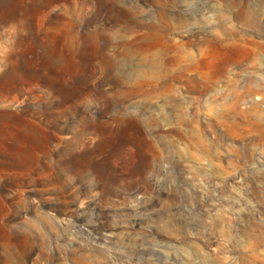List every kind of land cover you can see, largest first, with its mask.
Segmentation results:
<instances>
[{
  "label": "rangeland",
  "instance_id": "1",
  "mask_svg": "<svg viewBox=\"0 0 264 264\" xmlns=\"http://www.w3.org/2000/svg\"><path fill=\"white\" fill-rule=\"evenodd\" d=\"M0 264H264V0H0Z\"/></svg>",
  "mask_w": 264,
  "mask_h": 264
}]
</instances>
